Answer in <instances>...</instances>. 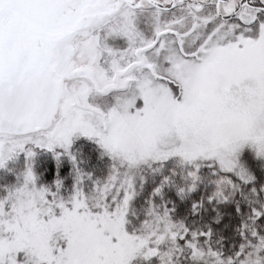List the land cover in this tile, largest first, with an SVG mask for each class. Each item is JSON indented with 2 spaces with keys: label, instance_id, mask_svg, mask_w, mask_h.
<instances>
[{
  "label": "snow or ice",
  "instance_id": "1",
  "mask_svg": "<svg viewBox=\"0 0 264 264\" xmlns=\"http://www.w3.org/2000/svg\"><path fill=\"white\" fill-rule=\"evenodd\" d=\"M0 264H264V0H0Z\"/></svg>",
  "mask_w": 264,
  "mask_h": 264
}]
</instances>
